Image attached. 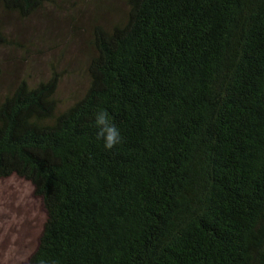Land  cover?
Returning a JSON list of instances; mask_svg holds the SVG:
<instances>
[{
  "label": "trees",
  "instance_id": "1",
  "mask_svg": "<svg viewBox=\"0 0 264 264\" xmlns=\"http://www.w3.org/2000/svg\"><path fill=\"white\" fill-rule=\"evenodd\" d=\"M125 3L93 28L71 106L55 72L0 98V180L30 183L46 216L27 264H264V0ZM99 109L120 132L110 151Z\"/></svg>",
  "mask_w": 264,
  "mask_h": 264
},
{
  "label": "rangeland",
  "instance_id": "2",
  "mask_svg": "<svg viewBox=\"0 0 264 264\" xmlns=\"http://www.w3.org/2000/svg\"><path fill=\"white\" fill-rule=\"evenodd\" d=\"M126 12L125 0H53L27 19L0 9L9 41L0 50V98L22 79L34 86L55 72L56 98L64 111L88 88L93 28L117 24ZM45 217L30 183L16 176L0 180V264L28 263Z\"/></svg>",
  "mask_w": 264,
  "mask_h": 264
},
{
  "label": "clouds",
  "instance_id": "3",
  "mask_svg": "<svg viewBox=\"0 0 264 264\" xmlns=\"http://www.w3.org/2000/svg\"><path fill=\"white\" fill-rule=\"evenodd\" d=\"M93 125L96 128L95 138L102 144L105 151L112 150L120 142V132L112 123L109 114L104 109L95 111Z\"/></svg>",
  "mask_w": 264,
  "mask_h": 264
}]
</instances>
